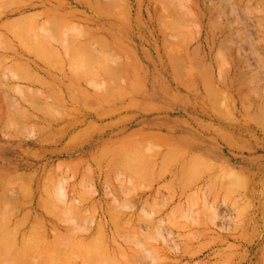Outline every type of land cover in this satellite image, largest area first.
Here are the masks:
<instances>
[{"label": "rangeland", "instance_id": "1", "mask_svg": "<svg viewBox=\"0 0 264 264\" xmlns=\"http://www.w3.org/2000/svg\"><path fill=\"white\" fill-rule=\"evenodd\" d=\"M0 264H264V0H0Z\"/></svg>", "mask_w": 264, "mask_h": 264}]
</instances>
